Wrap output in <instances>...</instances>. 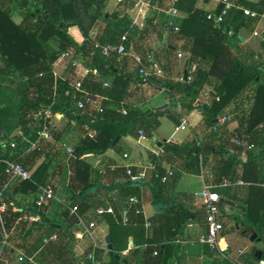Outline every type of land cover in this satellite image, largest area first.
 <instances>
[{
  "label": "trees",
  "instance_id": "trees-1",
  "mask_svg": "<svg viewBox=\"0 0 264 264\" xmlns=\"http://www.w3.org/2000/svg\"><path fill=\"white\" fill-rule=\"evenodd\" d=\"M12 1L14 5L25 9L21 22L16 24L12 21L4 0L0 2V76L13 75L19 82L17 97L20 100V109L17 127H21L24 138L14 134L8 139L9 142L14 143V147L9 144L0 145V191L3 187H7V190L2 192V202L6 210L0 214V242L5 232L8 234L7 243H14L13 246L1 247L0 245V264H30L27 259H32L39 264H90L87 255L91 253V247L76 257L70 248L79 232L75 231L72 234L69 231L78 223L77 216L82 218L91 210L108 206L112 207L114 213L106 214L104 217L109 225V236L114 253L107 257L106 262H101L102 253L96 251L94 256L96 262L99 264H173L178 259L179 247L174 245V240L163 245L158 240L164 239V234L167 235L170 230L173 232L172 235L178 236V239L182 241L188 238L185 228L190 222L189 212L192 204L177 208L174 201L165 211L158 210L162 214L157 212V215L150 219L153 229L146 237L145 246L130 249L125 256L115 257L118 256L117 251L125 250L127 246L115 249L113 243L117 238L115 229L121 223L123 211L126 212L127 218L123 228L127 229L131 225H144L145 220L141 212L144 202L150 200L156 205L159 203L169 205V202L161 201L160 194L162 187L174 175V172L172 171L173 175L163 185L159 179L165 175V171L160 168V165H156L143 185H138V181L132 180L135 176L134 169H131V175H127L125 169L114 172L105 169L102 174H99L97 170L80 160V157L85 152L103 155L110 149L118 150L123 141L122 137L136 138L139 137L140 131L145 138L150 139L159 128L162 117H167L174 127L181 125V118L172 114L167 115L164 111L143 112L132 107L123 109L126 112L123 115L122 109L110 108L106 100L101 103V112L89 110L88 107L78 109L75 100L63 96L64 91L70 88L71 84L80 82L82 89L90 96L107 97L110 96L112 88L103 87L105 83L103 79L112 76L111 86L127 85L130 80L127 74L113 73L114 63L121 61L119 56L111 54L103 57L100 49L95 47L89 37L90 29L97 19L103 16L102 10L105 9L109 0L84 2L82 10L91 19L87 29L82 24L81 10L76 0ZM154 1L156 8L162 9L165 2L170 0ZM195 1L177 2L174 6L185 9L188 15L178 30L166 27V31L173 40L185 41L182 48L189 55L186 58V64L196 62L192 82L187 84L185 81H170L157 76L149 78V82L158 89H164L173 95L182 94L188 98L187 110L196 109L193 104L196 103L199 92L206 88H210L211 92H209V101L198 106L201 113L199 124L195 128L192 127L190 135L182 144L165 143L161 160L168 162L176 169L194 167L196 172L202 168L210 169L211 179L214 182L224 177L232 182L242 179L246 182L264 184V83L262 82L264 62L260 54L241 48L238 38L240 30L254 26L259 16L248 18L241 11L231 9L217 23L215 17H218L223 5L219 3L212 13L213 18L207 19L209 13L195 8ZM235 2L241 3L240 0ZM134 4V2L121 0L109 16L117 27L125 29L126 40L118 38L110 26L104 23V29L101 30L98 41L101 44L100 47L108 43V45L122 43L124 50L127 46L130 52L139 56L142 67H152L161 63L159 51H164L167 55L174 52L169 47L173 44L165 36V41L158 50L154 51L153 48L145 47L154 18H147L146 25L142 29L127 25L126 20L123 19H126L127 11ZM242 7H247L260 15L264 11V0ZM72 26H78L83 35L84 41L80 46L68 32ZM226 28L229 30L227 31ZM194 33L198 36L203 35L198 38ZM230 33L233 35L230 36ZM127 35L131 37L130 41ZM158 37L162 40L163 33H158ZM261 48L264 50V39L261 42ZM64 53L70 54V58L66 59L69 68L73 69L72 62L78 56L80 64L89 68L88 74L74 83L62 81L57 84L53 65ZM247 89L253 93L250 97L251 106L248 110L239 112L237 101ZM72 94H75L77 99L83 97V94L73 90ZM179 106L184 107L180 103ZM46 114L47 118L44 120ZM55 115H61L69 122L75 121L81 125H87L85 134L71 149L72 153L65 156L69 171L66 190L70 192L72 198L67 204L58 205L56 215L51 221V223L62 224L66 231L56 230L50 225L51 223L44 221L43 216L50 209L52 201L40 206L34 205L41 214L35 213L36 220L27 223L25 218L29 217L33 206H23L17 200L18 194L25 195L37 193V191L40 193L39 183H42L41 187L45 186L53 176L51 174L49 177V164L61 151L60 135L51 123ZM228 115H231L229 121L227 120L219 128V132L207 131L216 125L218 117H228ZM45 122L51 137L49 138L51 142L48 143H44L43 139L38 137ZM232 122H235L237 126L232 132H228L226 126ZM91 132H94V135L89 137ZM197 132L201 133L200 137H197ZM117 136H120L121 140L112 146ZM231 137L245 140L255 149L244 151L241 147L229 142ZM3 138L4 135L0 129V141H3L1 140ZM7 138L6 136L5 139ZM27 142L36 143L35 148L24 151L22 147L28 146ZM46 148L53 151L55 155L50 156ZM44 155H46L45 160L27 180L12 179L4 172L5 161H8L19 164L23 171L29 174L30 169ZM258 166L263 168L260 173L257 171ZM116 179L124 181H114ZM141 186H144L142 192ZM92 188L96 189L94 193L89 192ZM113 189L116 190V196L108 197L107 192ZM227 189L224 190L228 197L227 201L239 202L236 194L243 188L232 187L235 195H229L230 191ZM248 189L247 197L240 201L247 204L245 229L250 227L254 233L260 235L264 229V219H262L264 214L262 217L257 214L261 209L264 211V204L260 205L253 201L258 192L263 189L253 186ZM104 193L106 198H100L99 195ZM261 195L263 201L264 194L261 193ZM131 198L137 199V203H131ZM73 207L77 208V216L70 213ZM166 213L169 215L166 216ZM206 231L207 226L204 228V233ZM51 234H57L58 240L43 245L42 238L49 237ZM158 234H161L162 239H157L160 237ZM15 249L22 251L25 257L23 262L17 261ZM154 252H157L156 256L153 255ZM258 255H261L259 259ZM260 261H264V250L252 251L244 259L243 264H254Z\"/></svg>",
  "mask_w": 264,
  "mask_h": 264
},
{
  "label": "crops",
  "instance_id": "crops-1",
  "mask_svg": "<svg viewBox=\"0 0 264 264\" xmlns=\"http://www.w3.org/2000/svg\"><path fill=\"white\" fill-rule=\"evenodd\" d=\"M86 1L87 0H76L77 5L80 8L79 10H81L82 24L85 29L88 28V24H90L91 21V19L82 10L83 4ZM126 1L135 3L134 6L127 11L126 19H123L126 20L127 25L142 29L146 13L150 12V16L148 18H154L153 26L149 29V37L145 41L146 48L150 47V49L153 48L154 51L158 50L165 41V36L167 40L173 44L172 46H169L171 49L174 50L172 54L167 55L164 51L158 52V54H160L159 59L161 63H157L154 65L156 76L158 78L170 81H183L188 69H195L197 65L196 62L191 63L190 65L186 64V58H188L189 55L188 52L183 51L182 48L185 44V41L173 40V38H171V36L169 35L168 31H166V27L172 28L175 31L178 30V28L181 26L182 22L188 15L187 11H185V9H179L175 7L178 13L177 15L173 16L169 14V7H171L170 1L167 3L165 2L164 7L162 9L156 8V3L153 7H151L150 3L152 0ZM240 1L241 3L239 4L243 6L248 4H254L258 0ZM118 4V0H109L105 9L102 10L103 16L104 14H108L109 19L110 14L117 8ZM194 4L195 8H199L209 14H212L218 6L219 2L218 0H196ZM4 5L6 8L9 9L12 21L16 24L20 23L22 19V13L24 12L25 8H20L19 6L14 5L12 0H4ZM35 11L36 13H38L37 10ZM262 14L259 15V19L254 26L249 27L248 29H241L238 34V38L240 40L241 48H243L244 50H252L257 54H260L261 59L264 62V50L261 48V42L264 39V15L261 16ZM103 16H101L100 18H102ZM100 18L97 19V21L94 23L93 27L89 31V37L91 41L95 44V47L98 48L101 46L98 41V37L102 33L101 30L104 29L103 24L107 23L100 21ZM68 32L78 46L82 45L84 38L78 26L70 27L68 29ZM160 32L163 33L164 36L162 40L160 39V37H158V33ZM254 33H256V35H254ZM194 35L199 38L201 34L198 36L197 33H194ZM130 38L131 37L127 35L128 41H130ZM120 45L124 46L122 43L114 44V46ZM123 52V54H112L119 56V59L121 60L119 63H114L115 68L113 69V73L115 74L119 72L121 74H127L130 80L127 85L124 84L119 86H111L112 76L108 77L107 79H103V82L108 84V88H112L110 96L105 97V100L108 103L109 107H117L122 110L126 109V107H132L137 108L138 110L143 112L164 111L167 115L172 114L176 117L179 116L181 118V125L179 127H174V131H171V129H168L169 123L174 126L173 123L167 117H162L160 119V126L153 133L152 138L148 139L143 137L138 142L139 137L130 138L129 136H125L122 137L123 141L120 143L118 150L110 149L103 155H94L91 152H85L80 157V160H83L86 164L91 166L92 169L97 170L99 174H102L103 170L105 169L113 170L112 172L118 169L127 170V168H129L131 172V169H134L135 176L132 180L138 181V185H143V182H145L149 178L151 172H153L156 165H160V168H162L165 173L169 170L173 171L174 175L170 179H168L167 183H165V185L161 183L164 186L161 190L160 199L162 202H169V205H163L160 203L156 205L154 201L148 200L143 203L141 210L144 220L146 219L150 221L151 218L157 215L158 210H160L161 212L165 211L168 206H172L174 201H176L177 208L182 205L189 206L190 204H192L190 205L191 208L189 212L190 222L185 228V233L188 235V238L185 241H177L178 236L175 237L174 235H172V230H170L167 235L164 234V239H162L161 234H158V236L160 237L157 239H162L158 240L160 243H162V245L168 244L170 240H174V245L179 247L178 259L174 261L173 264H243L244 259L247 258L252 251L264 250V229H262L260 235L254 233L253 229H250V227H247V230L245 229V214L247 210V204L240 201L245 200L249 191L248 187L253 186L256 188L260 187L261 189H263V192L260 190L258 192V195L254 197L253 202H258L260 205L264 204V200L262 201L261 195V193L264 194V184L251 183L246 182L242 179H238L242 180L244 182V185L232 186H238L243 188L236 194V198L239 200V202L234 203L227 201L228 197L227 195H225V189L218 190L219 193L223 196V211L220 218V222H222L223 224V232L220 235V240L223 241L224 248H220L218 242L219 248L218 251H216L210 249L206 244L200 241V238L205 235L204 228L206 227V224L204 222V209L201 204V200H199L201 199L199 197V193L202 191L203 186H208L214 182V180L211 179L212 171L210 169L202 168L196 172L194 167H189V170L180 168L176 169L168 162L161 160L163 158V152H158L159 149L163 151V145L165 143L182 144L187 139V136H189L191 133L192 127L195 128V126L199 124V121L201 119V117H197L194 112L198 111V113H200L198 106L203 102L209 101V92H211V89L206 88L203 91L199 92L196 98V103L193 104L195 105L196 109L187 110L186 106L189 104V99L185 98L182 94L173 95L172 93L164 89H158V87H156L151 82L144 84L140 82L138 77V69L142 66L140 64L139 56L135 53L130 52L127 49V46L125 51ZM178 54H180L181 57H178ZM151 55L153 57L154 52ZM76 58L79 59L78 56ZM53 71L57 84H59L62 81L74 83L75 81L85 77L90 70L89 68L81 65L80 60L78 64L73 66V69H71L67 66L66 59L59 58L57 62L53 65ZM262 82L264 83V80H262ZM18 85L19 82L13 75L2 77L0 76V129L4 135V138L1 140L6 142H9L8 139L14 136L17 130V123L19 121L20 100L19 97H17ZM252 95L253 93H251V90L249 89L243 92V95L237 101V109L239 112L241 110H248L250 108V97H252ZM179 103L181 104V106L184 107H180ZM230 117L231 115H228V117H226L228 121ZM51 123L54 129H56V131L60 135L59 139L61 143V151L60 153H58V155H55L53 151H50L48 148H46V152H48L50 156H56V159L50 162L48 170L49 177L51 174L53 175L52 177H50L48 182H50L53 186L56 199L50 203V209L43 216L44 221L48 219V221H45L46 223H51L52 219L56 215V210L59 204H67L69 202V199L72 198L70 192L66 190L69 171L66 167L65 156L67 153L65 148L67 147L72 149L77 144L79 138L85 134L84 132L87 128V125H81L79 123H76L75 121L69 122L68 120L64 119L61 115H55ZM236 126L237 124L235 122H232L226 126V129L228 130V132H232L236 128ZM181 131L185 132V139L182 141L174 140V136L176 135V133ZM198 133L199 132H197V134ZM6 136L8 137L7 139H5ZM118 138L119 140L116 142V144L119 143V141L121 140L120 136ZM43 142H51V139H43ZM33 143L27 142L26 144H28V146L23 145L22 148L24 149V151H26V149L27 151L32 150L31 145ZM34 144L36 146V143ZM2 145L7 144L4 143ZM63 145H65L64 148ZM123 154H127L128 157L123 158ZM45 158L46 155H44L43 158L39 159L35 163V165L30 169L29 175L35 172L37 167L45 160ZM257 171L260 173L263 171V168H261V166H258ZM114 181L123 182L124 180L116 179ZM194 182L201 186V191L193 189L194 185L192 184ZM41 185L42 183H39L38 187L40 188ZM232 187H230L229 189L226 188L230 191L228 192L229 195H235L232 191ZM6 188L7 187H3L1 189L2 192L7 190ZM92 189L94 190L93 192H91ZM92 189L89 190L90 193H94L96 191L95 188ZM143 189L144 186H141L140 191L142 192ZM192 194L196 197L198 201H195L193 199ZM38 195V191L37 193L17 195V200L21 203V205L33 206L29 212V217L32 218V221L36 220V214H41V211L36 210V208L34 207V205H37L36 201ZM104 195L105 193L100 194L99 197L104 198ZM107 195L108 197H115L116 190H109L107 192ZM227 206L230 207L228 215H226ZM233 212H238V214L236 215V213L234 214ZM258 212L259 214H257V216L262 217L264 211L261 209ZM168 213H166V216L169 215ZM81 220L83 224L93 223L95 225V227L93 228V234L99 248L94 251V256L96 251H100L102 253L101 262H106L107 257L110 256L106 239H110V236L109 225L104 215L98 216L96 215L95 210H91L84 217H82ZM31 222L27 221V223ZM56 225H61V228L59 230H63V228H65L62 224ZM75 225L76 226L71 229L69 233L74 234L75 231L80 232L81 226L78 223H76ZM232 225L234 229L232 228ZM119 226L123 227L125 226V224L121 222ZM152 229V226L151 228L147 229L145 225H131L127 227L125 233V246L127 247L124 246L126 248L125 250L117 251L118 256H125L129 253L130 249L145 246L146 237L149 232H152ZM253 235L255 237L251 239ZM224 237H226V241L228 243L225 242ZM118 238L119 237H117L116 239L118 240ZM13 245L14 243L8 242V246ZM88 247H91V242L87 240H80L78 235V237L72 241V248H70V250L76 257H78L82 255ZM15 250L17 256L19 252L22 253V251L19 249ZM111 251L112 253H114L113 246ZM260 257L261 255H258V259ZM254 264H264V261H260Z\"/></svg>",
  "mask_w": 264,
  "mask_h": 264
},
{
  "label": "built area",
  "instance_id": "built-area-1",
  "mask_svg": "<svg viewBox=\"0 0 264 264\" xmlns=\"http://www.w3.org/2000/svg\"><path fill=\"white\" fill-rule=\"evenodd\" d=\"M2 0H0L1 2ZM121 0H118V2H120ZM181 0H170V5L171 7H169V14L175 16L177 15V10L176 8H174L175 4L177 2H179ZM218 2L220 4L223 5V8L220 12V14L218 15V17H215L216 22L218 23L226 14L228 11H230L231 9L234 10H238L241 11L243 13V15L245 17L248 18H256L259 15L254 12L251 11L249 9H246L244 7H242L239 3L235 2V0H218ZM264 13L261 15L263 16ZM213 15L209 14L207 16V19H212ZM254 35H256V33H254ZM121 40H126V37L123 36L121 38ZM100 49V53L103 57H108L113 53H117V54H123L125 51L124 47L122 45L120 46H114V45H105L102 47H99ZM178 57H181L180 54H178ZM61 58L63 59H68L70 58V54L69 53H64ZM139 61V60H138ZM79 62L78 58H75L72 62V66L77 65ZM194 73V68L188 69V71L186 72V75L183 79V81H185L187 84H190L192 82V75ZM152 76H156L155 70H154V66L152 67H140L138 69V77L140 82L144 83H148L149 82V78H151ZM107 83L103 84V87H107ZM72 90L74 92H78L83 94L81 99H77L76 96H74L75 94H72ZM66 97H70L73 101L75 100L76 102V106L78 109H84L85 107H88L89 110H96L97 112H101L102 111V107H101V103L103 100H105V97L99 96V95H94V96H90L87 92H85L82 87H81V83L80 82H76L75 84H71L70 88L66 89L64 91V95ZM122 114L125 115L126 112L124 110H122ZM47 118V114L44 116V120H46ZM227 121V118L225 116L223 117H218L216 119V125L210 129H208L207 131H215V132H219V128L221 126H223L225 124V122ZM16 135L21 136L22 137V130L21 127H17V130L15 132ZM94 135V132H91L89 134V137H92ZM201 133L197 134V137H200ZM38 137L40 139H47L50 140V134L48 132V126L46 124V122L43 124L42 130L38 133ZM143 134L140 131L139 132V138H138V142L141 140V138H143ZM24 138V137H22ZM24 140V139H22ZM229 142L237 147H241L244 151H253L255 149V147L252 144H249L247 141L245 140H241L235 137H231ZM9 144L11 147H14V143L13 142H6V141H0V145L2 144ZM35 147V144L33 143L31 145V149H33ZM65 147V145H63V148ZM66 153L67 154H71L72 150L70 148H65ZM159 153H162V150H158ZM127 154H123V158H127ZM5 174L11 176L12 179H21V180H27L29 179V174L26 171H23V168L16 163L13 162H8L5 161V170H4ZM126 173L129 175L130 174V170L129 168H127ZM173 175L172 171L169 170L165 173L164 176H162L159 180L162 183H165L167 181V179L169 177H171ZM236 185H244V182L242 180H237L236 182H232L229 181L227 179H225L224 177L219 178L218 182H213L208 186H203L202 191L199 193V197L201 198V204L203 206L204 209V218H205V224L207 226V231L205 233V235L203 237L200 238V241L204 244H206L210 249L213 250H218V242L220 240V235L221 232L223 231V224L222 222H220V218H221V214L223 211V205H222V201H223V196L222 194L219 193L218 190L221 189H226V188H230L232 186H236ZM39 195L37 198V205L40 206L42 204H46L49 201H53L55 200V191L53 189V186L51 185L50 182H48L45 186H42L39 188ZM131 203H137V200L135 198H131L130 199ZM6 210V206L5 204L2 202V190L0 191V214L3 213ZM77 212V208L73 207L72 209H70V213L73 215H76ZM96 215L98 216H102V215H106V214H110L113 215V209L112 207L108 206L107 208H98L95 210ZM77 216V215H76ZM28 222L32 221L31 217H27L25 218ZM78 219V224L81 226V230L79 232V239L80 240H87L91 242V248H92V252L87 255V260L90 262V264H99L95 261L94 259V251L97 250L99 247L95 241V237L93 234V228L95 227V225L93 223H88V224H83L82 220L80 217L77 216ZM123 224H125L127 222V218H126V212H123L122 214V221ZM144 225L146 226V228H151V223L145 219ZM7 239H8V234H6L4 232L3 235V239L0 242L1 247L3 246H8L7 243ZM57 235L56 234H52L49 237H45L42 239L43 244H46L50 241H57ZM177 241H180V239H178ZM0 253H1V248H0ZM157 252H154L153 255L156 256ZM25 260L24 255L19 252L18 254V258L17 261L18 262H23ZM28 262L30 264H36L32 259H27Z\"/></svg>",
  "mask_w": 264,
  "mask_h": 264
},
{
  "label": "rangeland",
  "instance_id": "rangeland-1",
  "mask_svg": "<svg viewBox=\"0 0 264 264\" xmlns=\"http://www.w3.org/2000/svg\"><path fill=\"white\" fill-rule=\"evenodd\" d=\"M195 113V115L197 116V117H201V114L200 113H198V111H195L194 112ZM168 129H171V131H174V126H172V124L171 123H169V128ZM186 134H185V132H178V133H176V135L174 136L175 138H174V140H176V141H182V140H184L185 139V136ZM192 185H194L193 186V189H196V190H200L201 191V186H199L196 182H194ZM192 197H193V199L195 200V201H198L197 199H196V197L195 196H193V194H192ZM199 200H201V199H199ZM229 209H230V207L229 206H227L226 207V215H228L229 214ZM234 214L236 213V212H233ZM238 214V212L236 213V215ZM230 225V224H229ZM229 227V226H228ZM232 228L234 229V227H233V225H232ZM229 229V228H228ZM115 233L117 234V237H119L118 238V240L116 239L115 241H114V243H113V245H115V249H118V248H120V247H124L125 246V244H126V229H124L123 227H117L116 229H115ZM224 240H225V242L226 243H228L227 241H226V237H224ZM258 244V243H257ZM221 248H224V247H221Z\"/></svg>",
  "mask_w": 264,
  "mask_h": 264
},
{
  "label": "water",
  "instance_id": "water-1",
  "mask_svg": "<svg viewBox=\"0 0 264 264\" xmlns=\"http://www.w3.org/2000/svg\"><path fill=\"white\" fill-rule=\"evenodd\" d=\"M155 5V1L154 0H152L151 1V3H150V6L151 7H153ZM150 16V12H148V13H146L145 14V17H144V19H145V21L143 22V27H145V25H146V19L148 18ZM100 21H102V22H107L110 26H111V28L113 29V31L118 35V37L119 38H122L123 36H126V31L124 30V29H121V28H119V27H117L111 20H109L108 19V14H104V16L102 17V18H100ZM226 30L228 31L229 30V28H226ZM233 34L232 33H230V36H232ZM119 136H117V137H115V139L113 140V142H112V146H114L115 144H116V142L119 140V138H118ZM94 190L92 189L91 190V192H93ZM45 221H48V219H46ZM50 225H52V227L53 228H55V229H57V230H59L60 228H61V225H56V224H50ZM63 231H66V228H63ZM255 236L253 235L252 237H251V239H253ZM106 242H107V244H108V250H109V255L110 256H112L113 255V253H112V246H111V244H110V239L109 238H107L106 239ZM116 258H120L119 256H115Z\"/></svg>",
  "mask_w": 264,
  "mask_h": 264
},
{
  "label": "bare ground",
  "instance_id": "bare-ground-1",
  "mask_svg": "<svg viewBox=\"0 0 264 264\" xmlns=\"http://www.w3.org/2000/svg\"><path fill=\"white\" fill-rule=\"evenodd\" d=\"M219 246H220V248L224 246L222 240L219 241Z\"/></svg>",
  "mask_w": 264,
  "mask_h": 264
}]
</instances>
